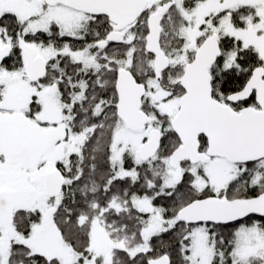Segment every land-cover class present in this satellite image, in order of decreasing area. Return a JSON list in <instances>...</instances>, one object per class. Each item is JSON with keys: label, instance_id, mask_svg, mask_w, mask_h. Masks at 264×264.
<instances>
[{"label": "snow or ice", "instance_id": "1", "mask_svg": "<svg viewBox=\"0 0 264 264\" xmlns=\"http://www.w3.org/2000/svg\"><path fill=\"white\" fill-rule=\"evenodd\" d=\"M0 264H264V0H0Z\"/></svg>", "mask_w": 264, "mask_h": 264}]
</instances>
